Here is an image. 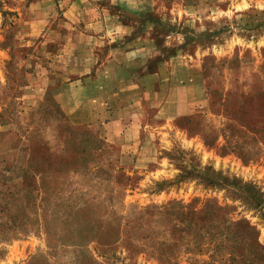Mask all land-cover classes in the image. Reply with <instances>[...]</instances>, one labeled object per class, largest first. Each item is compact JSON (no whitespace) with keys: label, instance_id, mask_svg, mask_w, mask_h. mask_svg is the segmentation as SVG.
<instances>
[{"label":"rangeland","instance_id":"obj_1","mask_svg":"<svg viewBox=\"0 0 264 264\" xmlns=\"http://www.w3.org/2000/svg\"><path fill=\"white\" fill-rule=\"evenodd\" d=\"M0 264H264V0H0Z\"/></svg>","mask_w":264,"mask_h":264}]
</instances>
